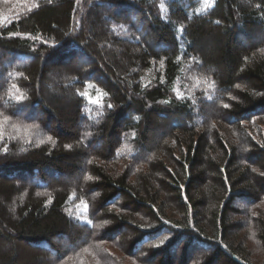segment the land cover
Returning a JSON list of instances; mask_svg holds the SVG:
<instances>
[{
	"label": "trees",
	"instance_id": "16d2710c",
	"mask_svg": "<svg viewBox=\"0 0 264 264\" xmlns=\"http://www.w3.org/2000/svg\"><path fill=\"white\" fill-rule=\"evenodd\" d=\"M237 200L264 249V0H0V264H252Z\"/></svg>",
	"mask_w": 264,
	"mask_h": 264
},
{
	"label": "rangeland",
	"instance_id": "374dc122",
	"mask_svg": "<svg viewBox=\"0 0 264 264\" xmlns=\"http://www.w3.org/2000/svg\"><path fill=\"white\" fill-rule=\"evenodd\" d=\"M242 203H243V201H241V200H237L235 203V207L239 212H241V215H242V213L244 214V212H245L244 208L242 206ZM241 215H239V216L233 215L235 217H238L237 218V219H239L238 221L242 222L241 228H243V231L245 232V233L243 231L241 232L242 237L244 236V234L247 235V237L245 239L243 238L241 245L243 248H249L248 252L250 255L248 257H250L252 264H264V249L259 242H255L252 238L249 237V230H250L249 228H251V227H248V226L250 224L248 223V220H246V217L244 215H242V216ZM105 244L106 245L108 244V246H110V243H105ZM112 251L115 252L116 254H120L122 256L120 251L117 250L114 246H112ZM198 258H199V248L196 249V246H195L194 250L191 252L189 260L186 263L182 262L181 259H179V260L176 259L175 261H176V264H200L198 261H196ZM125 261H126L125 263L129 264L128 262L130 260L125 259Z\"/></svg>",
	"mask_w": 264,
	"mask_h": 264
}]
</instances>
